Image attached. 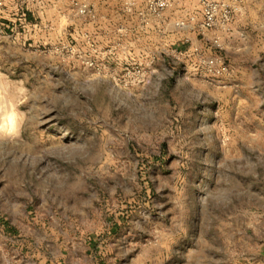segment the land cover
I'll list each match as a JSON object with an SVG mask.
<instances>
[{"label": "rangeland", "instance_id": "rangeland-1", "mask_svg": "<svg viewBox=\"0 0 264 264\" xmlns=\"http://www.w3.org/2000/svg\"><path fill=\"white\" fill-rule=\"evenodd\" d=\"M150 1L0 0L11 258L25 240L66 264H264V50L211 84L194 50L216 54L175 26L199 0Z\"/></svg>", "mask_w": 264, "mask_h": 264}, {"label": "crops", "instance_id": "crops-1", "mask_svg": "<svg viewBox=\"0 0 264 264\" xmlns=\"http://www.w3.org/2000/svg\"><path fill=\"white\" fill-rule=\"evenodd\" d=\"M201 19L202 11L200 8L199 20ZM190 31L196 32V29L190 28ZM215 35L221 36L222 50L220 51L211 47V40ZM197 36L200 37V42L198 41L197 44L200 43L203 49L206 47L209 49L208 46H210L208 53L223 57L231 69L236 63L234 57H246L247 53L251 50H264V0H247L240 16L231 27V31L228 35L209 32L205 37L201 36L199 33ZM1 230L4 237L3 241H0V264H66V262L59 257L51 258L41 252L37 255V250L34 249V247L30 248L32 244L28 245V242L25 240V244L21 247L22 251H24L22 256L11 258L9 256V250L11 247H14L15 241L19 243L20 241L17 237H10V239L6 238L11 236L10 233H8L9 229L2 227Z\"/></svg>", "mask_w": 264, "mask_h": 264}, {"label": "built area", "instance_id": "built-area-1", "mask_svg": "<svg viewBox=\"0 0 264 264\" xmlns=\"http://www.w3.org/2000/svg\"><path fill=\"white\" fill-rule=\"evenodd\" d=\"M20 1L22 4L29 2V0ZM246 2L247 0H199L202 19L199 20L195 16H190L187 19L178 21L175 26L181 30L194 28L203 37L209 32L228 35ZM169 7V0H152L149 2L150 12L159 17ZM211 44L216 50H222L221 36L215 35L211 40ZM194 53L197 59L198 71L209 83H220L223 78L228 76L229 66L221 56H206L199 48H196ZM125 78L130 81V85H141L146 80V72L142 68L127 69Z\"/></svg>", "mask_w": 264, "mask_h": 264}, {"label": "trees", "instance_id": "trees-1", "mask_svg": "<svg viewBox=\"0 0 264 264\" xmlns=\"http://www.w3.org/2000/svg\"><path fill=\"white\" fill-rule=\"evenodd\" d=\"M25 18H26V20L29 18V20H32L31 18H32V15L30 14V13H26L25 14Z\"/></svg>", "mask_w": 264, "mask_h": 264}]
</instances>
